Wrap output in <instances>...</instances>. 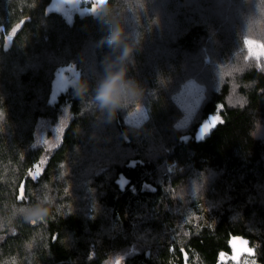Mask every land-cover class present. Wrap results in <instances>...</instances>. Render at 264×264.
<instances>
[{
	"label": "trees",
	"instance_id": "obj_1",
	"mask_svg": "<svg viewBox=\"0 0 264 264\" xmlns=\"http://www.w3.org/2000/svg\"><path fill=\"white\" fill-rule=\"evenodd\" d=\"M57 1L0 0V264H219L236 237L264 264V70L233 71L186 132L174 129L173 94L187 74L200 75L204 53L226 63L235 51L225 14L207 15L213 0H131L122 8L139 20L125 26L113 19L119 0L101 10L98 0ZM255 3L264 8L240 6ZM158 16L177 31L158 33ZM116 29L140 44H109ZM114 69L127 89L101 107L96 72ZM58 78L65 86L53 96ZM139 105L147 119L133 128L124 118ZM65 109L70 119L47 155L39 126Z\"/></svg>",
	"mask_w": 264,
	"mask_h": 264
},
{
	"label": "rangeland",
	"instance_id": "obj_2",
	"mask_svg": "<svg viewBox=\"0 0 264 264\" xmlns=\"http://www.w3.org/2000/svg\"><path fill=\"white\" fill-rule=\"evenodd\" d=\"M94 1L95 0H75V4L78 5L80 2H84L88 5H91ZM130 1L131 0H119V4L117 6L119 11L115 16H113L115 21L120 20L125 26L127 24V26H131L133 22L136 24V22L139 20L136 19V16L134 19L128 18L125 14L126 11H124V8H122V5L126 6ZM222 1L224 0H213L212 7H210L208 3L204 1V4L209 6V8L206 9V13L207 15H216L215 13L220 11L223 16L225 14V27L230 31L232 29L234 31H238V39L237 41H233L232 45L235 51L226 63H224V60H217V56L211 55V57L210 53H204L203 64L200 66V75L189 72L190 74H187L186 79L174 91L173 98L175 106L178 107L181 114L174 123V129L180 130L181 132H186L190 128L191 124L198 120L200 107L209 96L210 92L212 90L218 89L220 83H223L227 77L233 78V71L238 72L241 68L248 67H256L258 69L264 70V66H262L264 65V61L261 62L259 59L251 58L248 51V46L245 43V41H254L256 43L264 42V8H260L255 3L253 8L254 11L250 12V10H252L250 7L249 10L247 7L241 8L240 6L243 5L242 3L246 2V0H240L239 4L236 5L237 7L234 3L231 6L232 3H230L227 4L225 8L223 7L222 10H219L220 5H222ZM57 2V6L59 4H64V2L73 4L71 0H58ZM76 8H79V5ZM143 12V10H138L137 15H141ZM157 18V23L154 22V24L158 33L166 34V37H170L174 31H177V28L173 30V28L171 29V27L168 26V19L165 18V20H163L161 19V16H158ZM123 31L126 33L127 30L124 29ZM125 33L122 32V42L119 46L116 45L117 48H121L122 45H126L127 43L131 44L130 46L133 48H136L137 45L140 44L139 41H137V35L135 36L132 30L126 34ZM164 44L167 45L168 42L166 41ZM87 53V50H84L81 52V56H83V59L86 61H89ZM193 62L197 63L199 61L195 57ZM94 65H96V63ZM225 65L229 66L226 67ZM87 72H90V65L87 66ZM110 72V70H107L102 74L101 72H96V74L100 78L101 86L105 84V82H108L109 92H113V89H118V91L115 92L114 97L120 98L125 94V88L127 89V87H125V76L123 74L117 75L118 72H116L115 69L111 73ZM121 77L123 78L122 83L118 85L117 82L121 81ZM69 119L70 116L67 112V109H65L63 115L55 123L43 121L40 124L37 133V143L45 146L48 152L47 155H49L51 151L60 143L61 137ZM146 119V109L143 105H139L125 116L124 122L133 128H138L146 121ZM257 134L259 137L264 138V124L259 126L257 129ZM165 168L169 170L171 169L170 166ZM117 260L121 262V256H115L106 264H115Z\"/></svg>",
	"mask_w": 264,
	"mask_h": 264
},
{
	"label": "snow or ice",
	"instance_id": "obj_3",
	"mask_svg": "<svg viewBox=\"0 0 264 264\" xmlns=\"http://www.w3.org/2000/svg\"><path fill=\"white\" fill-rule=\"evenodd\" d=\"M13 31H15V29ZM245 43L248 46V51L251 58L259 59L261 62L264 61V42L256 43L254 41H245ZM218 122L219 118H215L213 123L205 125L204 131L207 132L210 127L217 124ZM40 163L43 164L44 161H41ZM38 167H40V165L36 166V172ZM17 199H24L23 185L20 187L19 196ZM230 243L231 254L229 255L225 252L219 253V264H228L229 261H231L232 264H257V261L255 260V249L249 245L247 240L236 237L232 238ZM115 264H121V262L117 260Z\"/></svg>",
	"mask_w": 264,
	"mask_h": 264
},
{
	"label": "clouds",
	"instance_id": "obj_4",
	"mask_svg": "<svg viewBox=\"0 0 264 264\" xmlns=\"http://www.w3.org/2000/svg\"><path fill=\"white\" fill-rule=\"evenodd\" d=\"M108 42L109 44L119 46L122 42V30L120 29L114 30L111 36L109 37ZM128 55H129V49L128 47H125L123 57H127ZM122 79L123 78L121 77V81L117 82L118 85L122 83ZM112 91L115 94V92L118 91V89H113ZM108 93H109V83L105 82V84H103L99 89L98 95L96 97V99L100 101L101 107L105 105H109L111 103V101L108 99Z\"/></svg>",
	"mask_w": 264,
	"mask_h": 264
},
{
	"label": "water",
	"instance_id": "obj_5",
	"mask_svg": "<svg viewBox=\"0 0 264 264\" xmlns=\"http://www.w3.org/2000/svg\"><path fill=\"white\" fill-rule=\"evenodd\" d=\"M98 1L99 2H98L97 5L94 6V9L101 10L102 7L104 6L106 0H98ZM64 86H65L64 80L62 78H58V81H57L56 85L54 86L53 96H56L57 95L56 91L58 89H62ZM213 121L214 120L211 119L210 121L204 123L200 127V129H199V131L197 133V140H203L206 137H209L210 136V134L212 133V130H213V128H214L215 125H213L212 127H210L207 132L204 131V127H205V125H209L210 123H213ZM24 197H25V191H24ZM19 201H22V200H19Z\"/></svg>",
	"mask_w": 264,
	"mask_h": 264
}]
</instances>
